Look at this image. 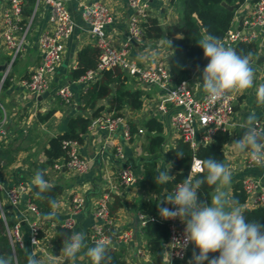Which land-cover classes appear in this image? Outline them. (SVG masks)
Listing matches in <instances>:
<instances>
[{"label":"crops","instance_id":"crops-1","mask_svg":"<svg viewBox=\"0 0 264 264\" xmlns=\"http://www.w3.org/2000/svg\"><path fill=\"white\" fill-rule=\"evenodd\" d=\"M8 0H0L1 11ZM66 4L76 23L75 29L66 41V47L61 62L50 76V87L43 93L32 92L26 87L24 79L29 77L35 65L41 61L42 53L39 48V38L43 32L51 30L53 23L50 21V6L41 2L37 15L35 16L23 49L15 61L9 65L12 53L0 43V142L13 143L20 146L13 152L14 158L11 161H1L0 166V195L1 207L4 211L11 213V218L21 221L22 246L28 250L29 255L35 253L41 264H48L52 256L63 257L60 252L62 247L58 245L56 238V225L62 224L64 219L73 216L77 222V231L85 234L87 247H93L95 242L90 240L89 234L94 225L98 222L95 214L97 197L103 188L110 185H117L113 194H118L122 204L117 210L114 222L111 227L113 231L121 236L124 231L130 232L126 241L115 244L123 247L128 264H189L192 260L195 246L191 244L184 256L180 259H173L167 242L163 247L162 261H158L155 255L147 247L146 237L141 229V221L138 216L140 202L149 197H157L158 200L172 194L173 192L153 193L145 186L138 183L142 176L145 158L150 154L146 151V139L144 131H135L130 140H126L123 130L120 127L115 134L106 132H87L80 142V152L90 160L89 170L83 174L77 173L71 168L61 166L52 167L49 170L50 179L53 182L62 183L64 190L58 195L57 207L52 211L57 213L55 218L49 217L51 222L44 225L41 219L28 208V194L24 193L18 207L11 205L8 196V188L12 185L24 182L29 188L32 186L31 178L35 175L30 170L29 158L44 160L43 147L49 138L66 129L68 119L71 115L82 114L91 116L93 109L83 107L81 91L86 88L84 83L72 77V69L78 62V51L85 45H94V38L89 32V25L83 16L82 2L86 0H65ZM111 9L113 14L112 22L107 24V32L117 46L127 45L131 57L141 62L152 61L167 65L178 81L177 73L180 68L190 70L188 80L192 88L200 93L202 88V71L204 67L196 68L191 61H187L181 53L176 51V45L181 33L168 35L167 26L174 23L179 17V5L172 0H149L150 15L156 16L164 29V34L158 38H130L129 17L131 9L128 0H101ZM25 1L23 0V3ZM253 6V1L245 0L236 9L235 17L238 22L248 14ZM258 36L255 39L258 43L257 54L250 59V65L255 73L257 84L264 82V26L258 27ZM194 66L195 69L191 67ZM8 72L6 73V71ZM10 73V83L3 87V75ZM130 85L144 90L143 105L140 109L133 111L128 105L121 110L125 119L142 127L144 120L151 116L160 117L157 111V103L163 95L164 90L156 84H148L130 75ZM69 84L74 96L71 103H66L58 94V89ZM106 107L102 112L109 111L108 97L100 100ZM52 110L51 117H44L45 113ZM255 114L256 120L264 121V105L257 103L254 89L245 91L242 95L235 96V109L232 113L226 129L230 137L224 145L225 164L232 170V182L226 191L230 197L233 185L244 176L251 175L260 183L264 184V165L250 164L248 152L236 150L234 140L243 136L245 129L240 125L244 123L250 114ZM165 127V148L175 145L179 137L178 131L169 123L164 121L166 116L160 117ZM164 119V120H162ZM123 144L126 159L119 160L114 155V147ZM128 164L137 175L133 184L124 185L120 181L119 169L122 165ZM167 161L160 162V169L170 167ZM169 173H173L170 167ZM216 189L212 192L215 193ZM75 193H82L86 197V203L79 212L72 211V196ZM114 199V196H113ZM112 199V202H113ZM162 206L170 208L171 204ZM243 209L245 206H253L250 200L239 204ZM160 216V215H159ZM39 222L45 228L46 235L35 243L31 240V223ZM63 225V224H62ZM114 245V244H113ZM87 248H82L75 261L64 260L62 264H91L86 255Z\"/></svg>","mask_w":264,"mask_h":264},{"label":"built area","instance_id":"built-area-1","mask_svg":"<svg viewBox=\"0 0 264 264\" xmlns=\"http://www.w3.org/2000/svg\"><path fill=\"white\" fill-rule=\"evenodd\" d=\"M41 2H45L50 6V21L53 23V28L43 32L40 36L39 48L42 53L41 61L35 65L29 77L24 79L26 87L35 93H43L50 87V76L61 62L66 41L75 29L76 23L73 16L65 0H35L33 10L26 16V23L22 24L20 20L23 17V0H8L1 11L0 17V43L12 53L9 61V65H11L23 49L31 24L37 15V9ZM128 4L131 9L128 24L130 38L131 40L142 38L144 37L142 23L150 15L149 0H128ZM82 6L84 19L88 23L89 32L95 41L94 45L99 48L97 66L79 77V80L86 87L91 85L100 76L102 70L107 68H120L140 81L148 84H156L164 90L163 95L157 103V111L160 117L166 116V119L162 120L172 125L178 131L179 137L189 141L192 147L209 142L218 129L226 128L235 109V96L229 93L222 99L211 102L207 98V93L204 91L200 93L196 92L188 79L182 78L175 81L173 73L167 65L152 61L141 62L131 57L127 45H115L108 35L106 27L113 20V14L108 5L101 0H86L82 2ZM259 26H264V0L253 1L251 11L245 14L240 22L236 18L233 19L231 27L220 41L225 47H231L235 50L239 42L255 40L259 33ZM58 94L64 102H72L74 93L69 84L61 86L58 89ZM160 117L158 118L161 119ZM262 123V120L257 119L255 127L261 130ZM120 127L123 130L124 138L130 140L133 134L124 115H116L113 111H106L93 117L88 131L93 133L106 132L112 135ZM0 130L4 132V129L0 128ZM139 131L142 132L143 129L140 128ZM64 145L68 148L69 157L64 162H56L54 167L60 168L63 165L80 174L87 172L90 167V160L80 152V142L75 139H66L64 140ZM114 155L119 160L126 159L127 156L123 144L115 145ZM201 161L199 157H194L189 168V173L191 167H195ZM248 162L255 164L251 161L249 154ZM118 173L120 181L124 185L133 184L137 180V175L128 164L122 165ZM242 184L247 192V199L250 200L253 206L264 205L263 183H260L255 177L247 175L242 178ZM1 186L0 183V188ZM30 188L24 182H19L9 187L7 192L11 205L18 207L24 193H27L29 197ZM116 188L117 185H110L109 187L103 188L96 199L97 206L95 214L98 222L89 234L90 240L94 242L102 238H108L111 240V246H116L115 244L126 241L130 237L129 231L122 232L121 236L117 234L116 237L106 231V226H110L114 222L110 205L113 199L112 192ZM85 203V195L75 193L72 196V211L74 213L81 211ZM28 208L40 218L38 207L36 203L30 200V197L28 199ZM2 210L3 216L6 217L3 208ZM138 216L142 226L147 217L141 212L138 213ZM149 218L152 220L163 219L160 216H150ZM168 221L170 235L167 244L172 258L177 260L184 256L191 244L187 245V247H182L184 243L183 229L185 225L179 218ZM62 224L72 229L73 233L79 232L77 231L76 219L73 216L66 217ZM21 228V221L18 220L8 231L12 241L22 246ZM41 228L42 226L39 222L34 221L31 223V240L35 243L40 241L38 232ZM64 260V257L54 255L50 258L48 264H62Z\"/></svg>","mask_w":264,"mask_h":264},{"label":"trees","instance_id":"trees-1","mask_svg":"<svg viewBox=\"0 0 264 264\" xmlns=\"http://www.w3.org/2000/svg\"><path fill=\"white\" fill-rule=\"evenodd\" d=\"M22 5L23 17L20 23L25 24L26 16L31 13L34 7L35 0H24ZM179 5V17L174 22L167 26V34L173 35L181 33L176 51L187 60L191 61L196 68L205 67L209 62L204 57L203 49L199 46L200 39L207 35H212L222 39L228 29L232 25L235 17L236 9L245 0H172ZM256 1V0H251ZM228 5H234L230 9ZM143 36L145 38H158L164 34V29L160 20L156 16L148 15L143 21ZM258 43L255 40L239 42L235 51L238 55L248 56L250 59L257 54ZM16 56L15 60L17 59ZM14 60V61H15ZM78 62L76 67L72 69V77L78 79L88 70L97 66L99 60V48L96 45L87 44L78 51ZM190 70L187 68H180L177 73V79L188 78ZM130 75L120 68H107L101 71L100 76L89 86L81 91V101L83 107H91L93 109L91 116L82 114L71 115L68 119L66 129L60 133L51 136L46 145L43 147L45 155L44 160L30 159L28 160L30 170L34 174L37 170L45 173V179L54 184L55 187L42 197H37L38 189L32 184L30 188V200L36 203L39 211L41 222L44 225H49L51 219L45 214L52 212L50 200H57L58 195L64 190L62 183L53 182L50 179L49 170L54 167L58 161L64 162L68 159V148L64 145V140L75 139L82 142L85 134L88 131L89 125L94 116L100 114L106 107L100 100L108 97L109 111H113L116 115H123L122 109L125 105L133 111L140 109L143 105L144 90L139 87H132L129 82ZM10 83V73H8L3 81V87ZM53 114L50 110L45 113L44 117L49 118ZM128 124L133 134L140 128L145 133L146 145L145 149L149 152V156L145 158L144 170L142 176L138 178V183L145 186L149 191L157 194L160 192H171L178 183L182 182L189 175V168L193 162L194 157H199L202 161L207 158H214L222 161L225 164L224 145L230 137L228 129H218L212 140L207 143H201L197 147H192L189 141L180 137L177 139L175 145L165 148V127L161 119L157 116H151L142 123L139 127L136 123L128 120ZM264 130V121L262 129ZM20 146H14L13 143L0 142V166L1 161H11L14 158L13 152ZM177 151H182L184 155L178 157ZM167 161L171 164L173 176L167 184L157 185L155 183V176L160 169V162ZM216 186L203 185L198 190V202L211 201L212 192ZM114 199L110 205L111 215L116 216L118 208L122 201L118 194H113ZM231 198L236 199L239 204L246 202L248 195L245 191L242 180H237L233 185ZM1 200V195H0ZM160 201L157 197H149L143 199L138 211L145 214L147 219L141 226L142 232L146 237L147 247L152 252L158 261H162L163 247L169 239L170 225L168 220L164 219H150V216L159 217L157 204ZM173 208V205L170 206ZM1 208L0 202V256L13 257V264H27V257L29 252L17 242H13L8 229L12 227L15 221L11 218V213L4 211ZM243 214L249 221H259L264 223V205H254L243 207ZM106 231L117 236L111 227L106 226ZM73 233V230L67 228L62 224L56 225V238L58 245L63 247V240L65 236ZM46 235L44 226L39 229L38 237L41 239ZM198 249L195 252L198 253ZM219 253H210L212 256H218ZM107 255L111 256V264H128L125 257V250L123 247L110 246ZM207 264V261L204 262Z\"/></svg>","mask_w":264,"mask_h":264},{"label":"clouds","instance_id":"clouds-1","mask_svg":"<svg viewBox=\"0 0 264 264\" xmlns=\"http://www.w3.org/2000/svg\"><path fill=\"white\" fill-rule=\"evenodd\" d=\"M208 59L203 68L202 88L211 102L222 99L231 93L242 95L254 89L257 103L264 105V82H255V73L248 56H241L231 47H225L218 37L207 35L197 41ZM256 116L250 114L240 125L245 129L241 138L232 143L239 152H248L251 161L264 165V130L255 127ZM182 157L184 153L177 151ZM171 167V165H170ZM168 167L157 170L155 183L167 184L173 179ZM232 182V170L222 161L207 158L198 162L187 178L178 183L173 193L160 199L157 204L160 217L164 220H179L185 225L183 229V245L193 244L197 252H193L189 264H264V223L249 221L243 214L239 202L229 197L226 189ZM31 183L38 189L37 197L51 191L55 185L45 179V173L37 170ZM216 186L211 201L198 202V190L203 185ZM163 204H171L168 208ZM53 209L57 207L55 200H50ZM55 211L46 213V217L55 218ZM111 240L102 238L95 241L93 247H87L85 234L71 233L65 236L61 253L66 260L75 261L82 248H87L86 255L91 264H111V256L107 255ZM210 253H219L212 256ZM0 264H13V257L0 256ZM27 264H41L35 253L28 255Z\"/></svg>","mask_w":264,"mask_h":264},{"label":"water","instance_id":"water-1","mask_svg":"<svg viewBox=\"0 0 264 264\" xmlns=\"http://www.w3.org/2000/svg\"><path fill=\"white\" fill-rule=\"evenodd\" d=\"M228 7H229L230 9H233V8H234V5H228ZM191 68H192V69H195L194 66H192ZM5 77H6V73L3 75L2 81L5 79Z\"/></svg>","mask_w":264,"mask_h":264}]
</instances>
